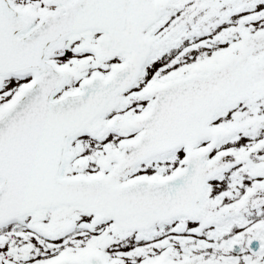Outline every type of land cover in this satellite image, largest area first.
<instances>
[{"label": "snow or ice", "instance_id": "snow-or-ice-1", "mask_svg": "<svg viewBox=\"0 0 264 264\" xmlns=\"http://www.w3.org/2000/svg\"><path fill=\"white\" fill-rule=\"evenodd\" d=\"M0 264H264V0H0Z\"/></svg>", "mask_w": 264, "mask_h": 264}]
</instances>
